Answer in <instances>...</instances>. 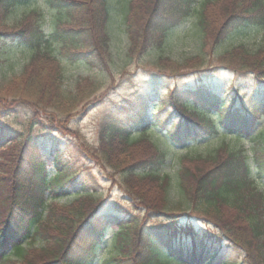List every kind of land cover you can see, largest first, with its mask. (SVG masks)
<instances>
[{
    "label": "trees",
    "instance_id": "1",
    "mask_svg": "<svg viewBox=\"0 0 264 264\" xmlns=\"http://www.w3.org/2000/svg\"><path fill=\"white\" fill-rule=\"evenodd\" d=\"M37 1L0 0V38L12 31L10 34L31 43L32 56L15 78L25 85L24 92L0 93V108L15 110L26 104L33 109L32 115L20 121L12 120L18 115L16 110L0 109V264H96L97 247L114 223L119 227L115 253L100 264H264V190L259 186L264 182V126L255 130L264 115V36L253 51L237 44L212 53L236 31L264 28V0H226L218 23L207 10L219 0L203 2L196 24L201 51L172 67L170 59L161 57L150 70L151 79L143 84L145 92L153 94L163 79L173 81L162 102L165 117L157 120L142 97L126 95L128 103L141 104L130 123L103 125L99 150L83 145L90 159L100 162L104 158L120 172V189L128 195L133 210L141 213L130 211L124 217L114 214L106 218L98 215L105 197L89 189L91 183H83V192L68 205L53 204L75 185L79 159L70 147L69 155L66 149H56L42 157L41 151L51 145H37L34 139L71 131L68 124L73 114L84 116L88 105L102 100L103 96L92 98L97 84L87 78L76 84L75 92L63 86V64L51 47L58 45V52L72 60L85 59L101 70L107 67L112 58V53L105 51L109 32L103 29L101 38H96L88 24L109 23V0H47L59 14L50 33L36 19L27 28L11 27L8 31L9 26L3 23L7 11ZM125 2L124 28L128 57L132 58L162 45L170 28L178 24L174 15L181 16L195 0ZM216 68H229L236 80L227 86L192 80L195 73ZM239 75L247 78L241 81ZM215 112L220 113L217 124L211 119ZM157 126L179 144L217 135L220 126L248 134L253 144L232 148L222 143L206 154L188 149L177 155L181 198L172 203L168 190L171 175L165 171L169 151L147 135ZM50 143L60 146L56 141ZM189 210L213 222L223 238L195 232L192 227L178 229L170 223L155 226L149 222L152 216L185 215ZM236 245L245 252L242 261L234 252Z\"/></svg>",
    "mask_w": 264,
    "mask_h": 264
},
{
    "label": "rangeland",
    "instance_id": "2",
    "mask_svg": "<svg viewBox=\"0 0 264 264\" xmlns=\"http://www.w3.org/2000/svg\"><path fill=\"white\" fill-rule=\"evenodd\" d=\"M120 1H122L121 4ZM124 1L125 0H109L108 7H110L111 10L109 17L110 21L108 24H105V26L104 24H100L102 26L98 25L97 21L94 22V24L92 21L88 24L92 29L94 28L95 33L93 36L96 38H101L103 29L109 32V46L105 51H110L112 53V58L111 61L110 59L107 61L108 65L103 70L92 66L85 59H70L64 53L61 54L58 52V45L51 47L52 52L58 55L63 64V86L66 89L71 92L77 91L78 88L76 84L80 80L87 78L94 84H97V89L92 98L95 99L98 96H100V98L101 96L103 97L97 104L88 105V109L84 116H81L80 113L77 114V112L73 114L68 124L71 131H66L63 135L58 132L44 134L34 139L37 145H43L45 143L51 145L44 151H41L42 157L52 155L56 149L60 151L66 149L67 155H69L67 148L70 147V151L74 153V157L76 156L80 161H76L77 166L80 167V171L74 182L75 185L69 188L68 195H59L55 198L53 204L61 206L68 205L83 192V183H91L89 189L95 191L99 196L103 195L105 197L104 205L98 213L101 218L111 217L114 214H119L124 217L126 214H131L129 213L130 211L137 214L141 213L138 210H133L128 203V195L120 189L117 183V180L122 178L120 172L114 170L112 166L110 167L107 160L104 158H102L103 160L100 159V162L95 159H90L92 156L90 153L83 150L85 149L83 145L89 147L90 150H99L100 135L103 125H109L110 123H113V125L114 123L127 125L130 123L132 119L131 115L134 114L136 108L141 105L131 102L128 103V100L125 98L130 95L136 98L142 97V99L145 100L142 103L148 104L149 114L158 118L157 120H162L165 117L164 112L166 110H163L165 107H162V102L163 99H166L168 94L167 91L169 86L173 84V81L163 79V83L157 90H154L153 94L151 91L147 94L143 84L151 79L152 73L150 70L155 68V62L159 61L161 57L170 59L169 65L172 67L174 64L177 65V63H181L186 57H191L201 51V39L197 34L198 26L196 25L199 16L197 10L201 9L203 2L207 0H195L193 7L191 6L190 9L183 10L181 16L179 14L174 15L179 19L177 21L178 24L170 28L167 39H165L162 45L150 47L148 52L142 53L138 57L134 55L135 57L132 58L128 57L129 39L124 28V15L127 7ZM225 3L226 0H219L213 3L212 6H208L209 9L207 11L209 17L216 23L220 22L224 14ZM58 15L57 10L54 9L47 0H38L35 5L10 8L6 13V19L3 23L9 26L7 30L11 31V27L18 28L19 26L20 28H27L29 24L34 23L36 19L41 22L44 30L50 33L51 29L59 22ZM96 25H98V27H95ZM10 33H12V31L4 35L3 38H0V93L5 95H11L15 93V91H17V93L24 92L25 85L15 80V78L20 76V72L26 66L25 64H29L32 60L30 54L31 50L28 52V48H25L27 44L23 43L25 41L21 40L20 36L17 38L15 35H12L13 33ZM93 36L92 40H94ZM263 36L264 28L239 30L234 33L232 39H226L225 42L215 48L212 53H222L226 51L227 48L236 46L237 44H244L253 51V49H257L261 45ZM129 76L134 78L130 80L128 79ZM191 77L192 80L207 83L211 86H227V84L236 80L235 77H237V75L229 68H216L205 72H197ZM238 78L243 81L247 77L239 75ZM250 79L251 77L249 80ZM252 80L254 81L253 77ZM9 84L12 85L14 89L16 88V90H14L12 86H9ZM27 106L26 104H21L16 107V111L13 110L14 107L11 106L0 109L1 111L9 113L15 111L18 115L13 117L12 120L20 121L23 117L32 115L33 113V109ZM167 108L170 109V106L167 105ZM213 118L218 121L219 115L214 114ZM263 119L264 115L261 116V121L255 126V130H259L264 126ZM170 123L172 122L170 121ZM153 128L152 131L147 132V135L156 140L161 148L169 151L170 159L165 171L171 175V182L168 190L170 192L169 200L172 201V203L178 202L181 198L178 178L180 164H178L176 159L177 155L185 154L188 149L197 153L202 152L206 154L222 143H226L232 148H240L241 146L250 148L253 144L248 134L237 129H228L225 126H220L219 134L217 135L201 139L196 143L186 142L185 144L174 143L170 140L165 130L158 126ZM165 138H167L169 142H165ZM52 141H56L60 146H56L58 148L54 147L52 143H50ZM28 154L30 157H34L35 155V153ZM52 170L53 166L50 167V171ZM259 186L264 190V182H261ZM189 211V214L185 215L163 214L160 216H152L149 218V222L155 226H164L170 223L177 226L178 229L179 227H193V230L198 233H213L212 236L214 238L222 236L221 231H219L213 223L210 224L204 221L202 217H198L199 214L195 213L194 210ZM118 228V225L115 223L111 224L108 228L109 231L97 247L98 259L96 264H100L104 257L115 253V233L118 231ZM226 242L229 243L224 239V243ZM40 243L41 242H38L36 244L38 245ZM234 252L239 255L241 261L244 260L245 252L240 247L236 245ZM194 264H199V262H194Z\"/></svg>",
    "mask_w": 264,
    "mask_h": 264
}]
</instances>
